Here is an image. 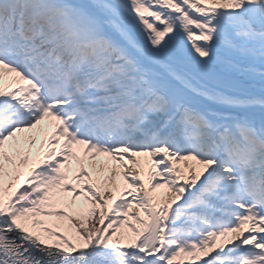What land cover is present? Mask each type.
I'll return each instance as SVG.
<instances>
[{
  "label": "snow or ice",
  "instance_id": "obj_1",
  "mask_svg": "<svg viewBox=\"0 0 264 264\" xmlns=\"http://www.w3.org/2000/svg\"><path fill=\"white\" fill-rule=\"evenodd\" d=\"M0 264H264V0H0Z\"/></svg>",
  "mask_w": 264,
  "mask_h": 264
}]
</instances>
